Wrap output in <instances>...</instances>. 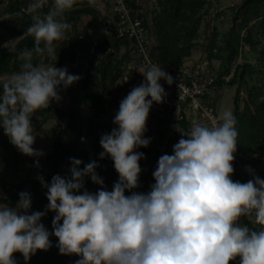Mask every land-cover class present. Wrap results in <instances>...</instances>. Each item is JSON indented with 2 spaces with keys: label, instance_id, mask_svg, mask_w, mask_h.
Here are the masks:
<instances>
[{
  "label": "clouds",
  "instance_id": "obj_1",
  "mask_svg": "<svg viewBox=\"0 0 264 264\" xmlns=\"http://www.w3.org/2000/svg\"><path fill=\"white\" fill-rule=\"evenodd\" d=\"M76 4L77 0H31L22 9L31 16L26 31L34 47L20 53V70L0 84V127L29 157L44 155L33 147V115L59 102L61 87L80 79L67 68L33 63V52L54 53V42L66 39L72 29L64 14ZM88 4L93 6L95 0ZM139 72L145 79L120 101L113 120L117 127L100 138V159L109 157L119 177L112 190L104 187L96 161L80 170L82 161L72 159L70 178L54 175L50 184L38 176L47 189L44 212L29 214L31 195L26 191L19 193L15 208L0 205V264H17V252L27 264L38 250L52 247L50 235L58 239L61 255L80 257L76 264H231L237 258L239 264H264V179L253 176L241 183L231 178L239 136L231 109L209 123L194 120L187 131H179L173 154L158 160L150 191H132L139 187V161L145 158L136 149L151 142L144 136L150 109L167 96L160 81L169 86L174 82L158 64ZM85 177L100 190L81 193ZM47 211L55 213L52 233L40 222ZM242 218L251 226L242 224Z\"/></svg>",
  "mask_w": 264,
  "mask_h": 264
},
{
  "label": "trees",
  "instance_id": "obj_2",
  "mask_svg": "<svg viewBox=\"0 0 264 264\" xmlns=\"http://www.w3.org/2000/svg\"><path fill=\"white\" fill-rule=\"evenodd\" d=\"M30 2L31 0H0V76L18 72L23 63L20 53L31 51L34 47V38L26 31L32 23L31 16L22 12ZM211 4V0H157L155 4L149 5L145 17L147 20L148 15H151L149 35L154 40L150 53L161 67L174 70L192 54L197 45L200 26ZM47 11L48 6H45L43 12ZM84 15L90 16L91 19L81 29L80 21ZM104 18L105 15L96 5L89 6L88 1L77 0L74 8L64 14L65 21L72 25L71 31L66 33V39L63 41L54 42L55 55L51 61H48L49 57H45L44 62L47 64L67 68L69 74L80 77L68 88L61 87L67 95V107H60L52 102L48 109L39 110L32 117L33 134L50 118H57L59 121L56 127L51 129L53 140L44 161L49 171L42 173V176L48 184L54 175L63 177L61 168L72 159L82 161L80 170L88 162L97 160L99 168L96 172L103 179L104 187L108 191L112 190L114 183L119 179L113 161L109 157L100 159L99 154L103 151L100 138L117 127L104 119L107 115L115 116L120 101L134 88L130 82L118 86L124 67L132 59L133 52L126 39L106 36L102 32V37L95 39L91 26L95 24L96 28L97 22ZM260 18L263 19L260 24L263 27L261 33L264 34V0H242L235 9L233 24L223 34L221 45L220 33L215 26L209 30L202 47L207 57L221 61L217 70V95L221 94L224 85L237 86L232 111L238 121V148L245 151L258 168V162H261L264 168V76L259 75L263 71L251 62H239L232 78L229 81L223 78L230 71L228 64L238 59L241 47L250 44L253 50L258 49L260 39L255 38L258 36V30L254 31L251 22ZM261 59H264V49L261 50ZM32 60L33 63H43L35 52ZM2 83L0 80V84ZM244 92L246 97L243 101ZM144 136L150 138L151 142L146 148L136 149L145 156L140 162L142 171L139 187L132 190L138 193L149 192L151 185L155 183V169L149 166V158L146 157L152 150V133L148 122ZM25 161V155L10 143L0 127V183L7 191L4 201L7 206L15 208L19 193L26 191L31 195L29 214L44 212L49 203L47 189L39 180L25 179L18 183H9L6 179L7 174L15 175ZM259 177L264 179V171H259ZM64 178H70V175ZM231 178L241 183L250 180L237 170H234ZM93 188L100 190L101 186L94 184L90 177H85L81 193L83 190L92 193ZM125 195H131V192L126 191ZM54 216V212L47 211L40 221L49 233L53 232ZM240 222L249 224L246 218H242ZM50 240L52 247L47 251L38 250L27 264H76L80 259L75 254L61 255L56 247L58 239L50 235ZM14 257L17 264H25L21 253H14ZM231 264H239V258Z\"/></svg>",
  "mask_w": 264,
  "mask_h": 264
},
{
  "label": "built area",
  "instance_id": "obj_3",
  "mask_svg": "<svg viewBox=\"0 0 264 264\" xmlns=\"http://www.w3.org/2000/svg\"><path fill=\"white\" fill-rule=\"evenodd\" d=\"M106 2L110 11L103 13L105 18L97 22L100 31L106 36L126 39L133 52L132 59L124 67L118 86L130 82L132 87H136L145 79L139 71H143L149 64H158L150 53L154 41L149 35L151 15H148L147 20L145 17L149 5L155 4L157 0ZM239 62L233 60L228 64L230 71L223 76L226 81L232 78ZM220 64V59L191 55L180 67L174 70L164 69L173 77L174 82L169 86L164 80L160 81L167 93L165 102L154 103L147 119L152 133V150L146 157L153 169L157 168L162 155L173 154V145L181 138L179 131H187L194 120L209 123L213 117H218L214 102L218 94L217 70ZM234 156V170L248 179L259 177L257 164L238 145Z\"/></svg>",
  "mask_w": 264,
  "mask_h": 264
},
{
  "label": "rangeland",
  "instance_id": "obj_4",
  "mask_svg": "<svg viewBox=\"0 0 264 264\" xmlns=\"http://www.w3.org/2000/svg\"><path fill=\"white\" fill-rule=\"evenodd\" d=\"M88 1V0H84ZM212 4L210 5L207 14L204 17V21L202 22V25L199 29V35L197 37V45L194 47L192 56L193 57H199L205 55L204 49L202 47V43L205 41L206 36L210 29L213 27H217L219 31V45L222 43V37L223 34L231 27L234 21V14L235 9L238 4L242 2V0H211ZM237 4V5H236ZM99 11L103 13H108L110 11L106 0H95V4ZM233 5H236L235 7ZM90 16L84 15L80 21V28L83 29V27L90 21ZM263 19L254 20L251 22V27L254 29V31L258 30V36L255 38L260 39V43L257 50H253L252 46L244 45L240 48L239 55H238V61L240 62H251L254 65L257 66L258 69H262V73H259V75L264 76V59H261V50L264 49V34L261 33V29L263 27L261 26V21ZM93 24L91 26V29L93 31V34L95 36V39L99 40L102 37V33L100 31V26L97 25L96 28H94ZM209 25V26H208ZM209 27V28H208ZM246 31H243V34H245ZM54 53L52 55H49L47 53H44L43 55H39L41 57L44 64H47L44 62L45 57H49L48 61H51V59L54 57ZM190 55V56H191ZM16 73V72H14ZM13 73H6L0 76V80L3 82L4 80L8 79ZM225 87L221 90V94L217 95L215 97V107L218 113L222 112L224 109H233L234 104V97L236 93V85L233 87H229L228 85H224ZM242 94V93H241ZM246 93L242 94L244 96L243 101L246 97ZM59 95L61 96V100L59 102L53 101L54 104L60 106V107H67L68 105V99L66 92L63 88L59 90ZM242 101V104H243ZM105 121L111 123L112 125H115L113 123L114 116L111 117V115H107L104 119ZM57 118H50L45 122L36 132L34 135H36L35 143L33 145L34 149L38 151H42L44 153L41 157H29L26 156L25 163L20 167V170L15 175H6V179L9 183H18L22 180H38V176H42V173H47L49 169L45 166L44 161L46 154L50 150V145L53 140V135L51 133V129L53 127H56L58 123ZM254 160L256 157H253ZM39 161V167H36V162ZM96 161L99 165L97 160ZM143 161V159L141 160ZM139 161V163L141 162ZM91 162V161H90ZM89 163V162H88ZM256 163V162H255ZM259 163V171H264V168L262 167V163ZM72 167L71 162H66V164L61 168L62 176L65 177L70 174V169ZM99 167H97L98 169ZM117 178L118 174H117ZM107 190V189H106ZM98 189L93 188L92 193L97 192ZM7 196L6 188L3 184L0 183V205L7 203L4 201V199Z\"/></svg>",
  "mask_w": 264,
  "mask_h": 264
},
{
  "label": "water",
  "instance_id": "obj_5",
  "mask_svg": "<svg viewBox=\"0 0 264 264\" xmlns=\"http://www.w3.org/2000/svg\"><path fill=\"white\" fill-rule=\"evenodd\" d=\"M248 2L251 1V0H247Z\"/></svg>",
  "mask_w": 264,
  "mask_h": 264
}]
</instances>
